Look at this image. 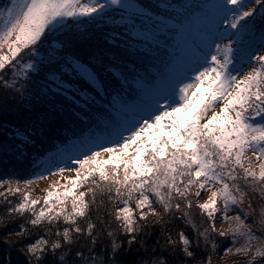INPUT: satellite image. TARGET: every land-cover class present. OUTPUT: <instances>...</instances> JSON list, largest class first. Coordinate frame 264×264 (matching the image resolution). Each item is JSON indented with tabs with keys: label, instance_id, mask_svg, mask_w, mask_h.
<instances>
[{
	"label": "snow or ice",
	"instance_id": "snow-or-ice-1",
	"mask_svg": "<svg viewBox=\"0 0 264 264\" xmlns=\"http://www.w3.org/2000/svg\"><path fill=\"white\" fill-rule=\"evenodd\" d=\"M29 161L0 264H264V0H0V163Z\"/></svg>",
	"mask_w": 264,
	"mask_h": 264
},
{
	"label": "trees",
	"instance_id": "trees-1",
	"mask_svg": "<svg viewBox=\"0 0 264 264\" xmlns=\"http://www.w3.org/2000/svg\"><path fill=\"white\" fill-rule=\"evenodd\" d=\"M46 153V152H45ZM44 153V154H45ZM32 172L33 169L31 167L30 161L25 162L24 165L13 167L11 165H5L3 163H0V179L3 180H9V179H32ZM38 180H34L32 186L37 185ZM0 191H3V189H0ZM43 193H41L42 195ZM33 196H38L39 194H34L32 192ZM9 199H15L13 197H9ZM3 207L0 206V214H3ZM16 227L15 222H9L8 228L5 229L2 225H0V251L5 249V241L11 242L16 240L17 238L14 236H7L5 233L7 231H11ZM242 257L239 256H229L224 258L222 264H234V262H238L241 260Z\"/></svg>",
	"mask_w": 264,
	"mask_h": 264
},
{
	"label": "rangeland",
	"instance_id": "rangeland-1",
	"mask_svg": "<svg viewBox=\"0 0 264 264\" xmlns=\"http://www.w3.org/2000/svg\"><path fill=\"white\" fill-rule=\"evenodd\" d=\"M57 177L48 176L47 179L44 180H38L37 185L31 186V191L34 194L41 195L42 190L45 189L50 183H52L54 180H56ZM38 195V196H39Z\"/></svg>",
	"mask_w": 264,
	"mask_h": 264
}]
</instances>
